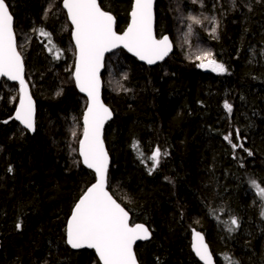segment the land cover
Listing matches in <instances>:
<instances>
[{
	"label": "trees",
	"instance_id": "obj_1",
	"mask_svg": "<svg viewBox=\"0 0 264 264\" xmlns=\"http://www.w3.org/2000/svg\"><path fill=\"white\" fill-rule=\"evenodd\" d=\"M98 2L123 33L133 0ZM6 3L37 122L34 135L15 122L19 87L3 81L0 264H98L94 252H73L66 243L68 220L95 175L78 155L87 100L73 81L76 51L63 0ZM156 20L157 38L174 44L182 28L184 49L175 47L155 68L120 50L107 57L103 75V99L114 115L104 136L109 191L132 225L152 234L136 246L138 262L199 264L190 244L195 229L216 264H264V199L252 186L264 188V0H160ZM200 47L227 71L202 73ZM225 136L243 147L233 149ZM157 147L162 155L152 170Z\"/></svg>",
	"mask_w": 264,
	"mask_h": 264
},
{
	"label": "snow or ice",
	"instance_id": "obj_2",
	"mask_svg": "<svg viewBox=\"0 0 264 264\" xmlns=\"http://www.w3.org/2000/svg\"><path fill=\"white\" fill-rule=\"evenodd\" d=\"M63 6L67 9L68 18L74 27L75 83L80 92L88 97L87 110L83 115V139L79 141V155L83 164L95 173V183L87 188L71 213V219L67 223L66 243L73 249H94L99 258L98 264H138L134 245L137 241L149 239L150 232L144 224H130L129 212L106 190L109 158L102 134L104 124L111 119L112 113L100 98V70L105 53L113 49L122 47L140 60L154 64L163 60L172 46L167 36L156 39L153 33V0H135L131 10V23L123 34L117 33L114 16L103 10L98 0H63ZM188 18L193 24L201 23L194 16ZM13 24L14 18L6 0H0V77L19 82L20 104L15 119L26 129L34 131L35 108L27 92L23 60L17 51ZM212 32L215 33V28ZM40 35L49 34L41 29ZM196 60L200 61V68H211L218 74L227 71L223 64L214 59L210 51L200 53ZM224 108L231 113L230 104L225 103ZM225 139L232 144L233 149L243 147L232 143L230 136H225ZM138 147L137 142L134 148ZM161 155L159 147L152 152V170L159 165ZM163 155L167 153L164 152ZM248 155L252 153L249 151ZM252 186L264 199V188L255 181ZM231 224L239 227L235 218L231 219ZM19 227L18 224L17 228ZM233 230L229 228V231ZM193 250L203 264H214L208 245L199 232L194 233ZM227 264L235 262L228 258Z\"/></svg>",
	"mask_w": 264,
	"mask_h": 264
},
{
	"label": "water",
	"instance_id": "obj_3",
	"mask_svg": "<svg viewBox=\"0 0 264 264\" xmlns=\"http://www.w3.org/2000/svg\"><path fill=\"white\" fill-rule=\"evenodd\" d=\"M159 1H160V0H153V33H154L156 39H159V38H157V36H156V22H157V20H156V5H157V3H158ZM98 3H99V2H98ZM134 3H135V0H133V5H132V7L134 6ZM62 6H63V4H62ZM63 10H64V12L66 13V15H67V19H68V22H69V24H70V26H71V28H72V42H73V45H74V47H75V40H74V38H73L74 27H73V25H72L70 19L68 18L67 9H65L64 6H63ZM131 10H132V9H131ZM130 23H131V12H130V20H129L128 26H129ZM116 24H117V22H116V19H115V25H114V27H115V30L117 31V26H116ZM128 26H127V28H128ZM13 27H14V33H15V21H14ZM127 28L125 29V31L127 30ZM125 31H124V32H125ZM118 34H120V33H118ZM121 34H123V33H121ZM15 36H16V35H15ZM167 37L169 38V41H170L171 46H172V47H171V51L169 52V54H168L166 57H164L163 60H158V61H157L156 63H154V64H148V63H146L145 61L140 60L138 57H136V56H134L132 53L128 52L127 49H124V48H122V47H121V48L113 49L112 51H110V52H106V53H105V56H104V62H103V67H102L101 70H100V80H101L100 98H101V101H102L104 104H105V102H104V99H103V93H104V81H103V75H104V71H105V61H106L107 57L110 56L111 54H113V53H115V52L121 50V51H124V52H125L127 55H129L130 57H132V58H134L135 60H137L139 63L145 65L146 67H148V68H155V67H157V66L162 65L163 63H165L170 57L173 56V54H174V52H175V46H174L173 41L171 40V38H170L169 36H167ZM160 39H161V38H160ZM16 43H17V39H16ZM17 51L19 52V50H18V43H17ZM75 51H76V49H75ZM21 57H22V56H21ZM22 60H23V57H22ZM23 66H24L23 76H24L25 83H26V85H27V92H28V94L31 96L32 101H33V103H34V108H35V112H34V128H35V130H34V131H31V130L26 129V128H25V127H24V126L18 121V120L15 119L16 110L19 108V104H20V85H19V82H18V81H11V80H8L7 77H0V87H1V84H2L3 81H5V82L8 83V84L16 85V86L19 87V103H18V105H17V107H16V110H15V113H14V120H15V122H16V123H17V124L23 129V130L27 131V132L30 133L31 135H34L35 132H36L37 106H36V102L34 101V99H33V97H32V94H31V91H30V87H29V85H28V83H27V80H26V67H25L24 60H23ZM200 71H201L202 73H207V72H209V73L217 74L216 72H213V71L211 70V68H200ZM74 72H75V69H74ZM73 81H74V83H75L74 73H73ZM75 88H76L77 92L87 100V104H88V97L86 96V94L80 92L79 88L76 86V83H75ZM105 106L108 107L106 104H105ZM108 108H109V107H108ZM109 109H110V108H109ZM86 110H87V108H86ZM86 110H85V111H86ZM110 111H111V110H110ZM111 113H112V111H111ZM113 119H114V115H113V113H112L111 119L107 120V121L105 122V124H104V127H103V134H102L103 141H104V136H105L106 128H107V126L113 121ZM82 126H83V120H82ZM81 139H83V135H82ZM104 147H105V150H106V152H107V154H108V158H109V164H108V177H109V172H110V169H111L112 161H111V158H110V156H109V153H108V150H107V147H106L105 142H104ZM78 155H79V147H78ZM79 158H80V160H81L82 165H83L87 170L93 172V170L87 168V166L83 164V160H82V157H80V155H79ZM93 173H94V172H93ZM94 175H95V173H94ZM90 187H91V186H90ZM106 190L108 191L109 195L112 196V194H111L110 191H109V184H108V183H107V185H106ZM85 192H86V191H85ZM83 195H84V194H83ZM112 198L114 199L113 196H112ZM114 200H115V199H114ZM78 202H79V201H78ZM78 202H77V203H78ZM116 202H117V201H116ZM117 203H118V202H117ZM125 210H126V209H125ZM129 217H130V224H132V223H131V221H132V217H131L130 214H129ZM70 219H71V216H70L69 220H70ZM69 220H68V221H69ZM145 227H146V226H145ZM146 228H147V227H146ZM148 230H149V229H148ZM149 232H150V230H149ZM196 232H199V231H197V230H195V229H192V230H191V236H190L191 251H192V254H193V256L195 257V259L198 261V263H199V264H203V262L199 259V257L196 255L195 251L193 250V236H194V233H196ZM199 233L204 237V242L208 245L205 236H204L201 232H199ZM151 240H152V234H151V232H150V238H149V239H147V240H142V241H137V242H136V244L134 245V252H135V248H136V246H138V245H140V244L148 243V242H150ZM67 245H68V244H67ZM68 247H69V249H70L71 251H73V252L90 251V252H94V253H95V250H94V249H88V248L73 249V248H71L70 245H68ZM208 248H209V251H210V253H211L212 257H213L214 264H216L215 258H214L213 254H212V252H211V249H210L209 245H208ZM0 250H1V245H0ZM135 254H136V252H135ZM95 255H96V253H95ZM96 257H97V259H98V261H99V258H98L97 255H96ZM136 257H137V256H136ZM137 261H138V259H137ZM138 264H140V263L138 262Z\"/></svg>",
	"mask_w": 264,
	"mask_h": 264
},
{
	"label": "rangeland",
	"instance_id": "obj_4",
	"mask_svg": "<svg viewBox=\"0 0 264 264\" xmlns=\"http://www.w3.org/2000/svg\"><path fill=\"white\" fill-rule=\"evenodd\" d=\"M183 33H184V31L182 30V28L181 27L178 28V32L176 33L177 43L174 44L175 47L179 46L180 48L184 49V40L183 39L185 38V36L183 35ZM204 51H209V49L207 47H200L198 49L197 55H199L200 53H202ZM185 57L188 58V55H186ZM199 63H200V61H199ZM112 80H114V78H112ZM112 87H113V89H116V88H114V86H112ZM263 212H264V209H263ZM262 216L264 218V215H262Z\"/></svg>",
	"mask_w": 264,
	"mask_h": 264
}]
</instances>
